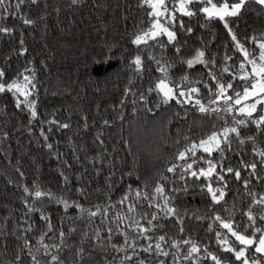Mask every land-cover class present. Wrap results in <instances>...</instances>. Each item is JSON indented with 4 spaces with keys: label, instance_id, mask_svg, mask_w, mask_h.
<instances>
[{
    "label": "trees",
    "instance_id": "obj_1",
    "mask_svg": "<svg viewBox=\"0 0 264 264\" xmlns=\"http://www.w3.org/2000/svg\"><path fill=\"white\" fill-rule=\"evenodd\" d=\"M167 2L171 8L175 0ZM213 2L223 3V0ZM138 4L139 0H78L75 5L71 0H37L36 4L29 2L21 7L22 13L35 21L34 25L25 27L21 20L11 16L0 20L5 26L14 28L10 36L0 35V68L6 71L9 80L25 68H33L40 119H56L70 124V128L62 131H56L55 125H41L39 121L29 125L28 114L15 108L14 98L10 94L0 95V264H17L18 254L22 258L20 264H30L27 251L23 250V238L29 239L35 251L37 239L47 231L39 213L25 215L27 209L22 202V185L30 187L36 181L58 197L70 203L78 201L93 210L95 205L103 207L112 203L114 207L109 209V216L114 218L117 212L127 211L126 206L122 207L116 201L129 185L133 189L146 185L147 191L151 192L160 174L176 162L175 154L183 150L186 143L198 142L212 131L219 132L226 126H233L232 117L223 112L220 115L224 119H217L215 114L203 116L194 108H182L174 101L157 107L155 95L148 97L147 104L139 100L140 93L154 82L152 77L160 74L155 72L156 65L152 62H149L152 71L145 74V80L128 70V61L138 51L130 42L133 35L150 27L147 16L150 9L138 7ZM201 6L204 5H198L195 10ZM176 15L184 21L185 28L193 29L189 35L177 25L181 53L176 55L174 50L158 47L148 51L156 58L163 57L174 64L170 74L177 82L185 70L191 80L200 81L195 86L203 90L201 99L207 104L211 97L203 83H211L208 69L203 66H197L195 70L186 69L181 61L191 58L198 48L206 49V55L215 57L217 61L215 67L210 65L209 68L218 76L222 75L221 82L226 83L230 76L222 73V68L227 66L235 73L243 57L235 51L231 37L219 21L206 24L203 14L191 18L181 16L179 12ZM233 19L232 27L238 39L249 50L254 49L255 45L248 43L247 38L259 37L264 32V8L248 4L241 15ZM21 34L27 48L25 56L16 54L21 47ZM162 39L166 42V37ZM143 55L146 57L147 52ZM226 56L232 59L225 60ZM130 78L132 84H129ZM126 87L132 89L127 96L124 95ZM122 99L124 103L121 105ZM149 108L152 111H148ZM105 120L109 121L108 125H104ZM42 126L46 132L49 127L53 129L48 133L49 142L53 144L51 150L46 148L40 136ZM4 132L8 133L6 140L2 138ZM243 133L244 136L255 134L256 146L264 148V134L255 132L254 126L250 125V129H244ZM98 135L103 143L96 139ZM185 136L188 141H185ZM231 149L227 155L233 166L239 167L236 153H245L248 162L258 164L257 174L264 178V168L259 166V158L253 155L251 142L240 145L232 134ZM17 168L24 173L23 178ZM61 171L69 177L67 185H64ZM242 175L252 179L249 187L245 189L242 183L230 177L226 203L217 206L219 214L239 224L241 231L247 222L244 212L248 211L252 199L248 193L255 192L257 199L264 194V179H254L247 171ZM167 183L172 186L171 180ZM176 186H182L181 182L177 181ZM77 189L82 190V194ZM208 203L205 196L181 194L177 206L182 215L187 212L184 216L185 232L179 234V226H172L174 222L161 221L169 226L163 230L156 229V235L167 233L173 239L191 238L201 245V255L206 245L209 251L230 257L231 254L220 252L215 232L207 231L208 224L213 221L207 218L197 220L192 215L210 217L212 213L208 211ZM144 208H147L146 202ZM252 211L257 216L258 225L264 224L258 219L264 208L253 205ZM46 215L54 230L45 237V243L60 244L59 231L62 229L66 234L59 253L65 264H121L125 253L111 248L106 231H101L102 242L94 239L96 229L103 228L100 224L103 217H96L95 223L90 224L87 215L77 219L76 210L70 209L65 213L63 206L54 202L47 204ZM111 226L116 228L115 224ZM213 226L219 228L218 223H213ZM29 227L33 230L26 232ZM69 229L75 231L69 232ZM111 243L121 244L123 238L114 233ZM139 243L144 244L145 241L140 240ZM78 249L83 250L82 258L76 255ZM181 251L186 252L187 246H182ZM128 254H131V249ZM139 258L146 259V264H158L159 260L173 264L171 257L149 256L143 252L133 261H124L123 264H135ZM231 258L234 261V257ZM181 264H190V261H182ZM202 264L212 262L207 260Z\"/></svg>",
    "mask_w": 264,
    "mask_h": 264
},
{
    "label": "snow or ice",
    "instance_id": "obj_2",
    "mask_svg": "<svg viewBox=\"0 0 264 264\" xmlns=\"http://www.w3.org/2000/svg\"><path fill=\"white\" fill-rule=\"evenodd\" d=\"M29 2L36 4L37 0H14L13 3H10L9 0H0V20L11 16L21 20L25 27L34 25L35 21L28 18L21 11L22 5ZM71 3L75 5L78 0H71ZM252 3L264 8V0H223V3L213 2V0H175L171 8L168 6L167 0H139L138 7L144 8L146 6L150 9L147 12L150 27L133 35L130 42L138 51L128 61V70L139 79L145 80V74L152 71L149 63L152 62L156 65L155 72L160 74L158 77H152L154 82L140 93L139 100L147 104L148 97L155 95L157 107L170 105L174 101L176 105L182 108L186 106L194 108L203 116L215 114L217 119H224V116L220 115L223 112L232 117L233 126H226L219 132L212 131L210 135L198 142L186 143L183 150L175 154L176 162L171 163L165 169V172L160 174L151 192L147 191L146 185L136 189L129 185L128 190L116 201L122 207L126 206L127 211L117 212L114 218L109 216V209L114 207L112 203L103 207L95 205V210H93L84 207L78 201L70 203L67 199L58 197L50 189L44 188L36 181H33L30 187L22 185L24 193L22 202L27 209L25 215L39 213L40 220L44 221L47 228V231L43 232L37 239L38 246L35 247V251L32 250L33 246L30 245L29 239L27 237L23 238V250L27 251L30 264H65L64 259L59 255L64 245L65 232L62 229L59 231L60 244L44 242L48 233L54 230L49 216L46 215V206L52 202L62 205L65 213H68L70 209L76 210L78 212L77 219H82L87 215L90 224L95 223L96 217H103L100 220L103 228L96 229L94 239L102 242L101 231H106L111 248L116 252L125 253L121 264L124 261H133L134 257L139 256L140 252L149 256L171 257L173 264H181L182 261H190V264H202V261L207 260H210L212 264H236V262L238 264H264V224L258 225L257 216L252 211L253 205H260L264 208V194H261L257 199L255 192L248 193L252 199L248 211L244 212L247 222L243 226V231L240 230L239 224L232 219H225L217 211V206L226 203L230 177H234L237 183H242L245 189L252 183V179L243 176V171H247L249 176L254 179H264L257 174L258 164L248 162L245 159V153H236V156L239 157V167L233 166L230 157L227 155L228 152L232 151V134H235L240 145H245L246 142L252 143L253 155L259 158V166L264 168V148L256 146L255 134L244 136L243 133V130L250 129L251 125L254 126L255 132L264 134V32L259 37L247 38L248 43L255 45L254 49L249 50L245 43L238 39L232 27L235 22L233 18H238L242 10ZM198 5L204 6L199 7L197 11L195 9ZM177 12L181 16L189 18L203 14L206 24L219 21L231 37L235 51L243 57L235 73L231 72L227 66L222 68V73H227L230 76L226 83L221 82L222 75L218 76L215 71L209 68L210 65L215 67L217 61L215 57L209 58L206 55V49L198 48L191 58L181 61L186 69L195 70L197 66L208 69L207 76L211 83H203V88L207 90L208 95L211 97L207 104L203 103L201 99L204 95L203 90L195 86L200 81L191 80L189 73L185 70L180 77V82H177L172 79L170 74L171 70L174 69V64L163 57L158 59L152 52L148 51L151 48L158 47L161 50H174L176 55L181 53L177 25L179 29L189 35L193 32V29L191 27L185 28L184 21L177 17ZM13 31L14 28L0 23V35L10 36ZM162 37H166V42ZM150 41L152 43H149ZM19 44L21 47L16 54L25 56L27 48L24 47L23 34H21ZM145 52H147L146 57L143 55ZM231 59L232 57H225V60ZM26 73H31V75ZM35 81L36 73L33 68H25L10 80L7 78L6 71L0 68V95L10 94L14 98L15 108L28 114L29 125H32L34 121H39L41 125H55L56 131L70 128V124L56 119L47 121L40 119L38 99L35 98L38 92ZM132 83L133 80L130 78L129 84ZM213 86L215 90H213ZM131 91V88L126 87L124 95H129ZM120 103L122 105L124 100L122 99ZM212 105L216 106L212 107ZM148 111H152V109L149 108ZM84 119L87 118L84 117ZM103 123L108 125L109 121L105 120ZM85 127H87L86 124ZM28 131L31 134V128ZM52 131L51 127L48 128L47 132L43 126L40 129V136L49 150L53 149L48 134ZM2 138L6 140L8 133L4 132ZM96 139L103 143L99 135ZM184 139L185 141L189 140L187 136ZM16 171L23 178L24 173L19 168ZM165 173L173 175L169 177ZM60 175L63 177L64 185H67L69 177L63 171L60 172ZM169 180L172 181L171 187L167 183ZM177 181L181 182L182 186L177 187ZM189 181H191V184H189ZM77 191L82 194V190L77 189ZM181 194H199L208 199L207 208L212 215L210 217L195 213L192 215L197 220L207 218L211 219L213 223H218V229L214 228L213 223H209L207 231L215 232L216 243L220 252L231 254L230 257L225 258L209 251L206 245L203 246V255H201V245L191 238L180 240L167 236V233L156 235V229L163 230L169 226L160 223L161 221L174 222L172 226H179V234L185 232L184 216L187 215V212L182 215L177 206ZM145 202L147 204L146 209L144 208ZM223 210L227 211V209ZM258 219L264 221V211H261ZM112 224L116 225L115 229L111 226ZM221 229L225 231L222 232ZM32 230V227L25 229L26 232ZM250 230L251 234H248ZM72 231H75V229H69V232ZM114 233L123 238V243H111ZM140 240L145 241V243L140 244ZM182 246H187L186 252L181 251ZM169 248L175 251H169ZM129 249H131V254H128ZM82 253L83 250L78 249L76 252L77 257L82 258ZM231 257H234V261ZM21 259L18 254L16 256L17 264H20ZM135 264H146V259H136ZM158 264H166V261L159 260Z\"/></svg>",
    "mask_w": 264,
    "mask_h": 264
},
{
    "label": "rangeland",
    "instance_id": "obj_3",
    "mask_svg": "<svg viewBox=\"0 0 264 264\" xmlns=\"http://www.w3.org/2000/svg\"><path fill=\"white\" fill-rule=\"evenodd\" d=\"M210 7V5H208Z\"/></svg>",
    "mask_w": 264,
    "mask_h": 264
}]
</instances>
